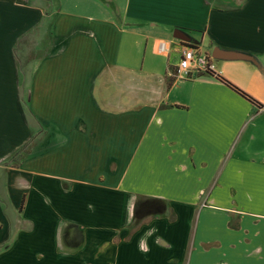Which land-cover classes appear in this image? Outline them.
I'll use <instances>...</instances> for the list:
<instances>
[{
  "label": "crops",
  "instance_id": "0c3cea01",
  "mask_svg": "<svg viewBox=\"0 0 264 264\" xmlns=\"http://www.w3.org/2000/svg\"><path fill=\"white\" fill-rule=\"evenodd\" d=\"M0 264H264V0H0Z\"/></svg>",
  "mask_w": 264,
  "mask_h": 264
},
{
  "label": "rangeland",
  "instance_id": "374dc122",
  "mask_svg": "<svg viewBox=\"0 0 264 264\" xmlns=\"http://www.w3.org/2000/svg\"><path fill=\"white\" fill-rule=\"evenodd\" d=\"M55 1V0H52ZM51 24L47 23L46 26L42 27L40 31L39 29H34L31 30L28 34L23 36V38L19 41L17 46L15 47V53L19 58V64L21 67H23V70H21V80L23 82V92L25 97L28 95V86H27V76L29 74V71L31 72V69L33 66L36 65V63L39 61V56H38V48L43 49L47 48L49 45V38L47 36V30L49 29ZM47 29V30H46ZM42 32V33H41ZM41 38V39H40ZM24 53V54H23ZM26 60H32L30 63L32 64H27V68H29V71L25 70L26 66ZM31 124L34 129V135L31 143L25 150H22L18 156L7 163V165H17L19 162L24 161L27 159L28 156H33L41 153L44 151V144L46 146L48 145V139L50 137V133L52 132V129L50 127L43 126L42 124L37 121V119L33 118L31 114ZM156 207L162 211L167 210V205L165 203H158Z\"/></svg>",
  "mask_w": 264,
  "mask_h": 264
},
{
  "label": "built area",
  "instance_id": "2783aa9c",
  "mask_svg": "<svg viewBox=\"0 0 264 264\" xmlns=\"http://www.w3.org/2000/svg\"><path fill=\"white\" fill-rule=\"evenodd\" d=\"M193 69L211 72L212 65L207 55L198 53L195 49L188 48L183 51L182 58L179 62L178 76L180 78L187 77Z\"/></svg>",
  "mask_w": 264,
  "mask_h": 264
},
{
  "label": "trees",
  "instance_id": "16d2710c",
  "mask_svg": "<svg viewBox=\"0 0 264 264\" xmlns=\"http://www.w3.org/2000/svg\"><path fill=\"white\" fill-rule=\"evenodd\" d=\"M211 73L213 75L217 76V78H219L221 81H223L230 88H232L233 90H235L238 94H240L241 96H243L245 99L251 101L255 105L261 106V104H259L254 98H252L249 94H247L246 92H244L239 87H237L234 84H232L231 82L227 81L226 79H224L223 77H221L219 74H216L215 72H211ZM171 85H172V80H170V82L168 83V87H170Z\"/></svg>",
  "mask_w": 264,
  "mask_h": 264
},
{
  "label": "water",
  "instance_id": "95a60500",
  "mask_svg": "<svg viewBox=\"0 0 264 264\" xmlns=\"http://www.w3.org/2000/svg\"><path fill=\"white\" fill-rule=\"evenodd\" d=\"M212 57L214 59H234V58H237V57H240V56L237 55V54H234V53H231V52H226V51H223V50H220V49L216 48L213 51Z\"/></svg>",
  "mask_w": 264,
  "mask_h": 264
}]
</instances>
